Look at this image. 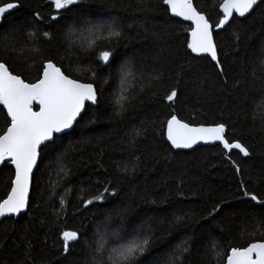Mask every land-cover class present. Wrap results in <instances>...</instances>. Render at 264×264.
Segmentation results:
<instances>
[{
    "label": "trees",
    "instance_id": "trees-1",
    "mask_svg": "<svg viewBox=\"0 0 264 264\" xmlns=\"http://www.w3.org/2000/svg\"><path fill=\"white\" fill-rule=\"evenodd\" d=\"M193 1L215 30L225 0ZM9 4L1 63L30 85L54 64L98 99L40 150L28 209L0 224V264H226L264 242V0L214 31L218 63L193 55L192 26L166 0H0ZM173 118L223 126L249 154L176 150ZM11 124L0 100V137ZM15 176L5 161L0 204ZM127 240L138 246L121 262L103 251Z\"/></svg>",
    "mask_w": 264,
    "mask_h": 264
},
{
    "label": "water",
    "instance_id": "water-1",
    "mask_svg": "<svg viewBox=\"0 0 264 264\" xmlns=\"http://www.w3.org/2000/svg\"><path fill=\"white\" fill-rule=\"evenodd\" d=\"M262 1L225 0L220 7L223 20L215 30L207 17L196 9L193 0H166V5L173 18L192 26L190 50L193 55L208 56L218 63L214 31L225 28L235 16L246 18ZM16 9L15 4L0 8V27L4 18ZM109 58V54H104V62ZM97 99L94 85L68 77L54 64H48L41 80L30 85L0 61V100L12 120L7 132L0 137V168L9 161L16 171L12 189L0 204V224L11 217L19 218L28 209L40 150L55 136L71 132L87 106L95 105ZM35 103L39 111L32 109ZM166 137L179 151L219 145L227 153L249 154L242 144L228 142L223 126H190L173 118L167 124ZM64 238L71 241L77 236L69 233ZM226 264H264V242L232 251Z\"/></svg>",
    "mask_w": 264,
    "mask_h": 264
},
{
    "label": "rangeland",
    "instance_id": "rangeland-1",
    "mask_svg": "<svg viewBox=\"0 0 264 264\" xmlns=\"http://www.w3.org/2000/svg\"><path fill=\"white\" fill-rule=\"evenodd\" d=\"M55 2L57 6L61 8V7L71 4L73 0H55ZM84 27L85 26L81 28V33H83L85 36H88L91 33L93 34L97 33V31L94 30L95 29L94 27H85V28ZM137 243H138L137 241L127 240L119 244L117 243L114 248H111V249L106 248L103 251L106 252V254L111 258L112 261L117 263V262L123 261L122 257L127 256L130 253H132L133 249L136 246H138Z\"/></svg>",
    "mask_w": 264,
    "mask_h": 264
}]
</instances>
